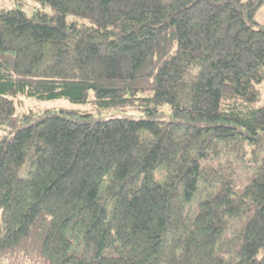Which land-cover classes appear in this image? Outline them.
Segmentation results:
<instances>
[{"label":"trees","instance_id":"1","mask_svg":"<svg viewBox=\"0 0 264 264\" xmlns=\"http://www.w3.org/2000/svg\"><path fill=\"white\" fill-rule=\"evenodd\" d=\"M0 9V264H264V0ZM72 109L19 115V93Z\"/></svg>","mask_w":264,"mask_h":264},{"label":"rangeland","instance_id":"2","mask_svg":"<svg viewBox=\"0 0 264 264\" xmlns=\"http://www.w3.org/2000/svg\"><path fill=\"white\" fill-rule=\"evenodd\" d=\"M15 7H22L27 15H32L37 9H43L51 11L48 6H42L36 0H0V9H11ZM257 20L264 22V5L258 10L256 14ZM263 99H264V83L262 85ZM94 99L93 92L86 102H72L65 97L42 100L33 96H27L24 93H19L16 97V110L19 115L29 111H42L44 109H72L79 112L90 113L95 118H111L128 116L139 118L142 113L135 107L127 108H111V109H99L94 105L92 100ZM264 151V150H263Z\"/></svg>","mask_w":264,"mask_h":264},{"label":"crops","instance_id":"3","mask_svg":"<svg viewBox=\"0 0 264 264\" xmlns=\"http://www.w3.org/2000/svg\"><path fill=\"white\" fill-rule=\"evenodd\" d=\"M259 21V20H258ZM261 22V21H260ZM262 23H264V22H262Z\"/></svg>","mask_w":264,"mask_h":264}]
</instances>
